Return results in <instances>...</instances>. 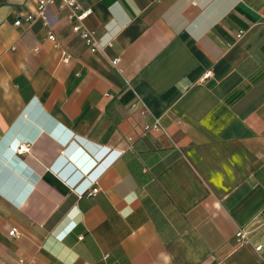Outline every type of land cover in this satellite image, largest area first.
<instances>
[{
  "label": "crops",
  "instance_id": "obj_1",
  "mask_svg": "<svg viewBox=\"0 0 264 264\" xmlns=\"http://www.w3.org/2000/svg\"><path fill=\"white\" fill-rule=\"evenodd\" d=\"M37 1L0 0V264H264V0H80L96 54Z\"/></svg>",
  "mask_w": 264,
  "mask_h": 264
},
{
  "label": "built area",
  "instance_id": "obj_2",
  "mask_svg": "<svg viewBox=\"0 0 264 264\" xmlns=\"http://www.w3.org/2000/svg\"><path fill=\"white\" fill-rule=\"evenodd\" d=\"M51 8L58 11H67V19L73 25V32L80 37L83 41L87 42L90 46V52L96 54L98 51H102V46L97 42L95 33L90 31L85 25V20L92 13L91 8H84L80 0H38L37 6L34 12L23 14L18 20L15 21V26H21L23 24L32 26L38 20H43L46 25H50V19L47 16V11ZM48 39L52 42H56L54 34L50 33ZM64 61L68 62V56H64ZM121 62L120 58H114L110 61L114 68H118ZM135 107V105H134ZM155 129H161L159 122H156L152 126ZM149 129V127H147ZM29 151L27 145L19 146L17 153L19 155ZM97 189L92 190L90 194L97 193ZM18 235V231L14 228L10 232V236L14 237ZM237 237L241 244H247L250 242L248 233L244 229H240L237 233ZM257 250H261V247H257ZM24 260H19L16 264H23Z\"/></svg>",
  "mask_w": 264,
  "mask_h": 264
}]
</instances>
